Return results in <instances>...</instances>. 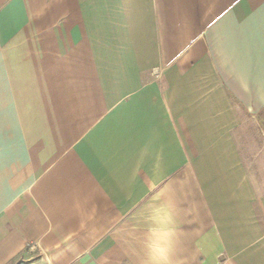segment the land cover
I'll return each mask as SVG.
<instances>
[{"label": "crops", "instance_id": "0c3cea01", "mask_svg": "<svg viewBox=\"0 0 264 264\" xmlns=\"http://www.w3.org/2000/svg\"><path fill=\"white\" fill-rule=\"evenodd\" d=\"M244 118L264 0H0V264H264Z\"/></svg>", "mask_w": 264, "mask_h": 264}, {"label": "rangeland", "instance_id": "374dc122", "mask_svg": "<svg viewBox=\"0 0 264 264\" xmlns=\"http://www.w3.org/2000/svg\"><path fill=\"white\" fill-rule=\"evenodd\" d=\"M233 138L243 172L254 190L256 218L264 230V130L256 118H244L233 132ZM11 264L29 262L20 258Z\"/></svg>", "mask_w": 264, "mask_h": 264}]
</instances>
